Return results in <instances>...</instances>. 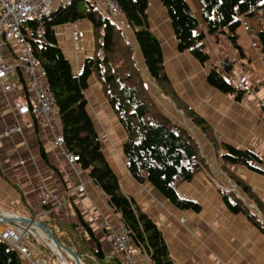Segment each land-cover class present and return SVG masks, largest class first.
Listing matches in <instances>:
<instances>
[{
  "label": "crops",
  "instance_id": "crops-1",
  "mask_svg": "<svg viewBox=\"0 0 264 264\" xmlns=\"http://www.w3.org/2000/svg\"><path fill=\"white\" fill-rule=\"evenodd\" d=\"M186 1L198 20L195 34H204L203 44L210 58L201 64L188 51L179 52L165 8L159 0H149L148 24L160 42L165 73L187 109L210 125L218 143L250 150L261 161L252 163L250 168L220 160L222 149L216 151L191 118L158 92L147 74L124 16L115 18L125 26L149 94L160 110L190 132L199 145L203 167L193 179L176 188L180 198L196 202L199 209H179L149 182L139 183L130 175L122 152L125 130L104 96L100 82L92 75L88 77V87L84 91L86 109L97 130L103 155L121 190L161 232L173 264H264V230L250 219L248 212H231L221 195V191L233 192L248 205L250 209L247 210L256 214L264 228V215L228 176L231 173L238 177L264 205V105L259 104V100L264 101V52L256 36L258 30H264V11L258 9L251 16L241 17L242 23L237 29L239 52L230 43V33L222 34L218 39L208 34L198 1ZM244 25L248 26L247 30ZM53 29L72 73L78 74L84 56L92 52L89 22L82 19L56 25ZM4 53L10 62L8 51L4 50ZM211 68L223 74L232 85L235 79H246L253 92H221L207 82ZM11 81L13 88L8 92H4L0 85V211L41 222L46 214L41 200L46 196L58 219L76 225L82 220L99 240L105 254L122 261L110 246L111 232L122 225L119 214L109 205L87 171L78 162L73 166L68 164L53 144L54 135L61 132L58 112L49 122H35L14 114L10 108L11 98L28 91V88L16 85L15 77ZM16 124L20 126L19 131L15 130ZM80 184L82 191L77 190ZM232 184L236 191L232 190ZM19 224L34 233H28L24 242L32 249L35 259L57 264L50 253V250L56 251L49 245L48 237L34 225ZM17 226L15 221L0 222V230ZM43 236L48 248L42 244ZM57 255L65 257L64 263L75 264L67 252L60 250ZM134 257L142 264L148 262L147 256L137 250H134Z\"/></svg>",
  "mask_w": 264,
  "mask_h": 264
},
{
  "label": "trees",
  "instance_id": "trees-1",
  "mask_svg": "<svg viewBox=\"0 0 264 264\" xmlns=\"http://www.w3.org/2000/svg\"><path fill=\"white\" fill-rule=\"evenodd\" d=\"M115 1L132 30L143 65L158 92L191 118L216 151L222 149L220 160L223 163L252 168V163L260 162L261 159L250 150L218 143L210 125L180 100L165 73L160 42L148 24L149 0ZM159 1L170 20L177 50L188 51L199 63H207L210 55L203 44L204 34H195L198 20L188 2ZM197 1L208 34L218 39L220 35L230 33V43L239 52L237 29L242 23L241 17L251 16L258 9L264 11V0ZM82 19L90 24L92 52L84 56L81 71L73 74L53 27ZM28 24L33 28L29 37L32 52L41 61L48 89L54 95L64 146L78 156L81 168L87 171L109 205L119 214L134 250L147 256V264H173L161 232L134 200L121 190L103 155L97 130L86 109L84 91L88 87V77L92 75L100 82L104 96L125 130L122 152L130 175L139 183L149 182L179 209H199L196 202L180 198L176 193L179 184L193 179L203 167L196 139L164 114L149 94L142 68L122 22L99 11L89 0H71ZM37 26L41 27L40 33L36 31ZM256 36L264 52V30H258ZM207 82L223 93L242 94L213 68L207 73ZM228 176L264 215V205L252 190L235 175L228 173ZM221 195L231 212H248L250 219L264 230L256 214L247 210L250 209L248 205L233 192L221 191ZM44 210L46 214L41 222L59 243L78 256L82 264H123L117 257L105 254L99 240L82 220L78 225L68 223L58 219L48 205H44ZM0 264H21L17 252L1 240Z\"/></svg>",
  "mask_w": 264,
  "mask_h": 264
},
{
  "label": "built area",
  "instance_id": "built-area-1",
  "mask_svg": "<svg viewBox=\"0 0 264 264\" xmlns=\"http://www.w3.org/2000/svg\"><path fill=\"white\" fill-rule=\"evenodd\" d=\"M70 1L0 0V85L4 92L10 91L13 88L11 79L15 77L16 85L28 88V91L24 90L11 98L10 108L18 116L28 117L35 122H49L51 116L57 112L54 95L48 89L46 82V71L32 52L29 37L33 34V28L28 22L44 17ZM89 1L99 11L114 18L123 16L115 0ZM243 28L247 30L248 26L244 25ZM36 31L40 33L41 27L37 26ZM252 46H257V43H252ZM4 50H7L11 57L10 62L7 61ZM233 86L243 94L253 92V87L244 78L235 79ZM259 104L264 105V101L259 100ZM15 130H20L18 124L15 125ZM53 144L58 147L68 164L73 166L78 161V156L64 146L61 132L54 135ZM231 188L236 191L234 184ZM77 190L82 191L83 186L78 185ZM41 204L48 205L49 209H52L46 196L42 197ZM15 222L18 223L17 227L0 230V240L17 252L21 264H48L46 261L38 262L32 249L24 242L28 233L34 235L32 230L19 224V221ZM110 244L112 251L122 258L123 264H142L134 257V248L124 226L121 225L118 230L111 232Z\"/></svg>",
  "mask_w": 264,
  "mask_h": 264
},
{
  "label": "water",
  "instance_id": "water-1",
  "mask_svg": "<svg viewBox=\"0 0 264 264\" xmlns=\"http://www.w3.org/2000/svg\"><path fill=\"white\" fill-rule=\"evenodd\" d=\"M0 221L2 222H11V221H19V222H26L28 224L34 225L38 227L46 236L48 237L49 241L53 244L57 252L60 253V250L67 252L75 261V264H82L78 256L70 249L59 243L54 236L52 235L51 231L45 227V225L40 221H35L31 219H27L25 217L19 216H10L0 211Z\"/></svg>",
  "mask_w": 264,
  "mask_h": 264
},
{
  "label": "rangeland",
  "instance_id": "rangeland-1",
  "mask_svg": "<svg viewBox=\"0 0 264 264\" xmlns=\"http://www.w3.org/2000/svg\"><path fill=\"white\" fill-rule=\"evenodd\" d=\"M46 240H47L46 237H44V240H42L43 241L42 244H43L44 247H47L48 248V244L45 243ZM110 246H111V244H110ZM49 250H50V248H49ZM50 251H51L50 253L54 255L53 257L57 259V260L55 259V261L57 262V264H61V262H64L63 260H64L65 257H59L55 252H53L52 250H50ZM46 252L48 253L47 250H46ZM72 264H74V263L72 262Z\"/></svg>",
  "mask_w": 264,
  "mask_h": 264
},
{
  "label": "bare ground",
  "instance_id": "bare-ground-1",
  "mask_svg": "<svg viewBox=\"0 0 264 264\" xmlns=\"http://www.w3.org/2000/svg\"><path fill=\"white\" fill-rule=\"evenodd\" d=\"M15 216V215H14ZM43 235H45L44 233H43ZM49 245L52 247V248H54L55 249V247L53 246V244L51 243V242H49ZM55 251H56V253L57 254H59V252H57V250L55 249ZM63 264H66V263H64V262H62Z\"/></svg>",
  "mask_w": 264,
  "mask_h": 264
}]
</instances>
